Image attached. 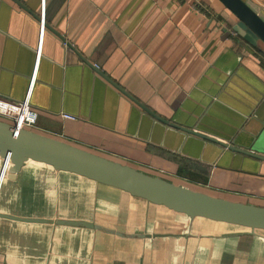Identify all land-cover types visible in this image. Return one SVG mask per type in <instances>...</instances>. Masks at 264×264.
<instances>
[{
	"label": "crops",
	"instance_id": "1",
	"mask_svg": "<svg viewBox=\"0 0 264 264\" xmlns=\"http://www.w3.org/2000/svg\"><path fill=\"white\" fill-rule=\"evenodd\" d=\"M19 1L40 19L0 0V96L21 101L29 93L42 20L29 95L34 131L264 206L261 162L155 120L93 68L163 118L264 151V43L252 47L233 33L219 0ZM243 1L264 19V0ZM8 167L0 153V213L120 234L0 218V264H264V230L190 218L40 162L26 161L14 179Z\"/></svg>",
	"mask_w": 264,
	"mask_h": 264
},
{
	"label": "water",
	"instance_id": "2",
	"mask_svg": "<svg viewBox=\"0 0 264 264\" xmlns=\"http://www.w3.org/2000/svg\"><path fill=\"white\" fill-rule=\"evenodd\" d=\"M13 1L30 12L37 20L40 19L37 14L27 8L22 2L19 0ZM219 1L232 14V16L228 17L227 23L233 33L252 47H259V41L264 43V19L245 1ZM45 26L52 30L70 50L77 53L82 61L90 66L93 65L67 42L63 36L50 26ZM228 34L230 35L231 32L229 31ZM239 43L243 42L238 40V44ZM248 51L253 53L251 50ZM93 68L99 75L105 78L110 84L155 120L166 126L180 129L188 134L219 144L229 151L256 159L264 165V151L255 145L250 147L239 146L235 143L218 139L215 136L202 133L194 128L182 126L163 118L150 109L149 106L126 92L115 80L108 77L98 67ZM32 75L33 72L31 76ZM30 83L31 77L29 86ZM263 136L264 133L260 135L258 139H262ZM0 153L3 155V162L7 159L9 161L8 178L10 179H14L23 164L31 160L50 165L56 170L71 172L95 182L118 188L132 196L143 198L153 204L163 205L173 211L184 213L190 218L204 217L214 221L243 226L249 228L252 232L255 230H264V206L215 196L206 191L193 188L190 185L176 183L162 176L149 174L130 164L107 158L101 154L65 142L56 137L34 130L16 129L3 119H0ZM0 218L46 225L57 224L73 228L85 227L88 229L120 234L119 232L107 229L98 224L84 221H53L47 218H18L6 213H0Z\"/></svg>",
	"mask_w": 264,
	"mask_h": 264
},
{
	"label": "built area",
	"instance_id": "3",
	"mask_svg": "<svg viewBox=\"0 0 264 264\" xmlns=\"http://www.w3.org/2000/svg\"><path fill=\"white\" fill-rule=\"evenodd\" d=\"M43 32L44 25L43 21L41 20L39 29V44L36 49L35 66L29 86L30 90L35 80L36 70L41 54ZM30 90L26 97L21 101H14L0 96V116L9 118L10 121L7 122L13 125L16 129L33 130L36 125L38 112L31 106L29 102ZM61 116L67 119H74V116L67 113H62ZM6 162H8V159L6 160Z\"/></svg>",
	"mask_w": 264,
	"mask_h": 264
},
{
	"label": "trees",
	"instance_id": "4",
	"mask_svg": "<svg viewBox=\"0 0 264 264\" xmlns=\"http://www.w3.org/2000/svg\"><path fill=\"white\" fill-rule=\"evenodd\" d=\"M195 6H197V7H198V9H201V10H202V8H201V7H199V5H198V4H195ZM229 13H230V12H229ZM179 173H180V175H181V176H183V175H182V168H180V169H179Z\"/></svg>",
	"mask_w": 264,
	"mask_h": 264
},
{
	"label": "rangeland",
	"instance_id": "5",
	"mask_svg": "<svg viewBox=\"0 0 264 264\" xmlns=\"http://www.w3.org/2000/svg\"><path fill=\"white\" fill-rule=\"evenodd\" d=\"M0 119H3V120H5V121H10V119H9V118L2 117V116H0Z\"/></svg>",
	"mask_w": 264,
	"mask_h": 264
}]
</instances>
